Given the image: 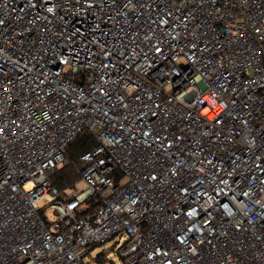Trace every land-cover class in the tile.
<instances>
[{
	"label": "built area",
	"instance_id": "2783aa9c",
	"mask_svg": "<svg viewBox=\"0 0 264 264\" xmlns=\"http://www.w3.org/2000/svg\"><path fill=\"white\" fill-rule=\"evenodd\" d=\"M124 236V264H264V0H0V264Z\"/></svg>",
	"mask_w": 264,
	"mask_h": 264
},
{
	"label": "trees",
	"instance_id": "16d2710c",
	"mask_svg": "<svg viewBox=\"0 0 264 264\" xmlns=\"http://www.w3.org/2000/svg\"><path fill=\"white\" fill-rule=\"evenodd\" d=\"M95 145L93 137L84 131L81 133L67 148L66 155L70 160V164L57 170L52 177L53 183L64 191L65 189L72 187L74 183L79 179L77 170L81 167L80 156L84 152L88 151ZM97 247H94L96 249ZM102 254V253H101ZM101 254L96 257H90L88 264H94L95 261L100 260Z\"/></svg>",
	"mask_w": 264,
	"mask_h": 264
},
{
	"label": "rangeland",
	"instance_id": "374dc122",
	"mask_svg": "<svg viewBox=\"0 0 264 264\" xmlns=\"http://www.w3.org/2000/svg\"><path fill=\"white\" fill-rule=\"evenodd\" d=\"M47 217L50 221H54L56 219V216L51 210L47 213ZM126 238L127 237L124 236L121 240L118 238L111 240L104 246L94 249L91 257H96L102 253L100 260L95 261L94 264H124L118 258V249L125 242Z\"/></svg>",
	"mask_w": 264,
	"mask_h": 264
}]
</instances>
